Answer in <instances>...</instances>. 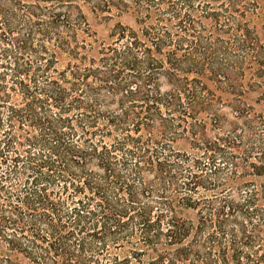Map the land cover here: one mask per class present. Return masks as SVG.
Instances as JSON below:
<instances>
[{
  "label": "trees",
  "instance_id": "1",
  "mask_svg": "<svg viewBox=\"0 0 264 264\" xmlns=\"http://www.w3.org/2000/svg\"><path fill=\"white\" fill-rule=\"evenodd\" d=\"M260 1L0 0V264H264Z\"/></svg>",
  "mask_w": 264,
  "mask_h": 264
},
{
  "label": "rangeland",
  "instance_id": "2",
  "mask_svg": "<svg viewBox=\"0 0 264 264\" xmlns=\"http://www.w3.org/2000/svg\"><path fill=\"white\" fill-rule=\"evenodd\" d=\"M260 2L264 3V0H261ZM83 11L91 30L95 32L99 40L108 39V34L112 31L114 24L117 21H120L124 24H134L132 17L128 15L116 16L115 14H111V18H106L102 17L103 15L92 12L91 9L87 6H84Z\"/></svg>",
  "mask_w": 264,
  "mask_h": 264
}]
</instances>
